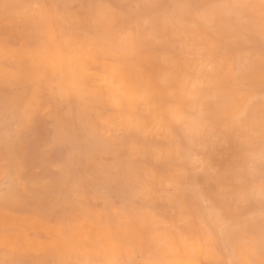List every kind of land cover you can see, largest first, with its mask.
I'll return each instance as SVG.
<instances>
[{
	"label": "clouds",
	"instance_id": "9594fccd",
	"mask_svg": "<svg viewBox=\"0 0 264 264\" xmlns=\"http://www.w3.org/2000/svg\"><path fill=\"white\" fill-rule=\"evenodd\" d=\"M0 264H264V0H0Z\"/></svg>",
	"mask_w": 264,
	"mask_h": 264
}]
</instances>
